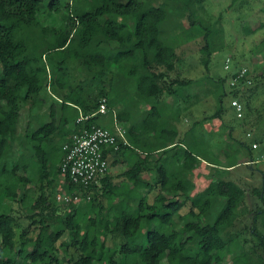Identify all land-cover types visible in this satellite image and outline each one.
I'll return each mask as SVG.
<instances>
[{
	"label": "trees",
	"instance_id": "trees-1",
	"mask_svg": "<svg viewBox=\"0 0 264 264\" xmlns=\"http://www.w3.org/2000/svg\"><path fill=\"white\" fill-rule=\"evenodd\" d=\"M204 2L0 0V264H64L69 248L80 253L75 264H227L226 256L237 248L242 252L230 264H253L245 248L249 242L255 244L251 250L261 249L264 264V232L259 225L264 227V207L251 211L250 240L232 232L240 212L250 210L245 207L246 190L226 178L241 162L251 169L256 165L247 161L256 160L252 144L264 145V133L254 134L252 142L239 138L234 124L225 122L223 105L228 94L239 98L243 115L235 110L243 123L245 112L253 110L251 100L258 87L243 90L249 78L253 82L248 67V74L229 93L227 78L210 75V63L219 50L213 49L216 26L195 18ZM63 7L64 24L51 27L41 22L43 11L61 12ZM184 19L206 30L202 61L214 87L223 93L217 111L204 120L225 122L226 164L202 134L203 119L180 129L181 118L199 101L189 91L193 79L171 76L180 57L169 36ZM69 60H77L90 82L95 81V96L85 82L75 80ZM46 87L52 98L49 120L42 113ZM103 97L126 126L128 143L121 140L115 153L130 165L118 183L109 173L100 180L104 199H98L95 184L90 201L80 203L84 197L59 203L55 189L62 180L63 145L84 127L106 125L100 114L78 121L80 113H94ZM23 107L38 126L20 136ZM25 143L31 147L28 155ZM203 162L220 172L204 193L194 194L192 174ZM29 184L35 186L34 193L28 192ZM65 188L70 193L81 189L69 178ZM152 192L157 193L149 201ZM254 193L264 201V184ZM16 203L30 206L24 223L13 209ZM186 206L189 210L183 212ZM109 237L122 242L113 246Z\"/></svg>",
	"mask_w": 264,
	"mask_h": 264
},
{
	"label": "rangeland",
	"instance_id": "rangeland-1",
	"mask_svg": "<svg viewBox=\"0 0 264 264\" xmlns=\"http://www.w3.org/2000/svg\"><path fill=\"white\" fill-rule=\"evenodd\" d=\"M165 0H154L156 4H160ZM61 12L55 11H43L40 14L41 22L48 26H60L65 21V7L61 9ZM195 18H201L203 22L208 26H216L217 32L213 39V49L219 51L214 54L209 66V73L215 79L227 78L225 83V89L229 93L231 90V82L235 73L242 67H248L250 74H252L253 82L245 85L244 91L251 87H258L255 92L251 103L253 110L250 114L245 112L243 116L244 121L242 123L241 118L237 116L235 108L232 106L233 97L228 94L224 97L223 105L227 108L224 114L225 122L228 125L235 126V134L239 138H243L252 142L254 138H251L254 134L261 136L264 133V0H205L203 5L197 7V16ZM206 30L200 24H190L186 19L182 20L178 28L169 36L170 42L176 47L179 54V61L175 71L171 72L173 78L180 76L181 78H190L194 82L190 86L189 91L198 95L196 98L199 101L190 108L182 118L180 129L185 131L187 127H190L195 120H202L203 124L200 129L205 138L209 141V146L217 153L222 163L225 161L223 147L225 146V122L218 118L204 120L205 117L212 116L220 106V95L223 90H217L210 80V76L206 71V67L202 61L204 53L202 47L205 44ZM68 68L73 74L77 82H85V85L89 89L92 96L98 93V88L95 86V81L90 82L89 76L82 69L77 60H69ZM204 78L206 80H204ZM49 88L46 87L43 91V96L47 98V105L43 108L42 113L47 120L49 116V104L52 103V98ZM98 97V96H97ZM100 98V97H99ZM105 121L101 123L107 126L112 125L113 115L110 113L105 115ZM111 123H107V121ZM114 124V123H113ZM38 123L35 119L31 118L29 109L23 107L18 124L19 135L23 136L26 132H31ZM113 127V125H112ZM245 133L251 135L246 136ZM255 136V135H254ZM250 137V138H249ZM31 147L28 143H25L24 153L28 155ZM261 149H255L254 158L260 157ZM245 158V157H244ZM244 158H242L244 160ZM246 159V158H245ZM112 168V167H110ZM123 166L116 168L115 171H122ZM124 170V169H123ZM110 171V169H109ZM22 172V171H21ZM220 169L210 164L201 163L199 168L192 174L193 180L196 182V193H204L207 185L218 175ZM264 164L258 163L252 169L249 165L241 162V164L232 170H229L226 174L227 179H233L237 181L245 190V207L250 211L240 212V215L236 221V224L232 228V232L240 234V238H250L249 229L253 226V215L251 211H255L257 207H264V201L257 194L254 193L256 187L263 188L264 184ZM103 184L98 186V199H104L102 196ZM29 193H34L35 186L29 184L27 186ZM55 199L60 202L58 195L63 191V181L60 180L55 189ZM157 192H152L149 195V201H153ZM85 199L80 203H85L92 199L94 191L89 197V193H84ZM83 197V198H84ZM12 207V206H11ZM29 204L22 206L18 203L13 205L14 211L21 217V221L25 222V213L29 210ZM244 209V208H243ZM189 206L183 209V212H187ZM260 229L264 232V227L260 223ZM109 242H113V246H119L120 238L109 237ZM255 246L253 242L247 244L246 251L250 256V261L253 264H261L260 254L261 249L257 251L251 250V247ZM241 249H236L234 252L228 254L225 258V262L230 264L232 258L240 254ZM80 253L75 248H69L65 253L66 260L64 264H75V261L79 258ZM166 261L164 260L163 263Z\"/></svg>",
	"mask_w": 264,
	"mask_h": 264
},
{
	"label": "built area",
	"instance_id": "built-area-1",
	"mask_svg": "<svg viewBox=\"0 0 264 264\" xmlns=\"http://www.w3.org/2000/svg\"><path fill=\"white\" fill-rule=\"evenodd\" d=\"M247 74L248 69L246 67L242 68L231 84L238 86L237 81ZM247 82L252 83V79L249 78ZM232 104L237 110L238 116L241 117L244 109L243 102L239 98H235ZM110 113L108 99L103 97L94 113L90 115L81 114L78 121H84L96 114L105 116ZM121 140L128 143L127 130L114 114L113 127L92 124L89 127H84L81 131L75 132L71 139L64 143L63 150L65 154L60 163L61 179L63 181V191L58 195L60 202H79L85 196V192L89 193L88 195L91 197L92 190L90 188L95 184H100V180L108 173L110 156L120 149ZM252 145L256 150L262 148V152L259 158L247 161V163L264 164V145L257 141H254ZM67 178L72 184L81 187V189L72 193L68 192L65 188Z\"/></svg>",
	"mask_w": 264,
	"mask_h": 264
},
{
	"label": "crops",
	"instance_id": "crops-1",
	"mask_svg": "<svg viewBox=\"0 0 264 264\" xmlns=\"http://www.w3.org/2000/svg\"><path fill=\"white\" fill-rule=\"evenodd\" d=\"M59 102V101H58ZM81 114L82 113H80V116H81ZM111 114L113 115V117H114V112L113 111H111ZM101 121H105L106 122V120H105V117L104 116H102V118H101V120H100V122ZM107 123L109 124V123H111L110 121H109V119H108V121H107ZM114 118H113V120H112V125L114 126ZM103 124V123H102ZM111 125V126H112ZM126 127V126H125ZM71 137V136H70ZM69 137V138H70ZM118 159V162H116L114 165H111V167L112 168H110V171L108 172L111 176H112V180H113V182L114 183H118L119 181H121L122 180V176H121V174L129 167V165H130V161L124 156V155H122V154H116L115 152H113L112 154H111V156H110V164L111 163H113V162H115L116 160ZM120 166H123V169H121L122 171H120V172H117V171H115V169L116 168H120Z\"/></svg>",
	"mask_w": 264,
	"mask_h": 264
}]
</instances>
